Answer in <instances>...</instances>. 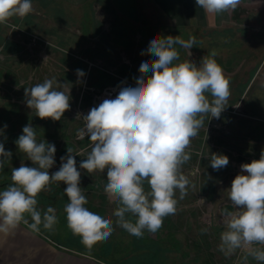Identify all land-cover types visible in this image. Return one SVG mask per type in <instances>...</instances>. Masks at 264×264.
Segmentation results:
<instances>
[{"label":"rangeland","instance_id":"1","mask_svg":"<svg viewBox=\"0 0 264 264\" xmlns=\"http://www.w3.org/2000/svg\"><path fill=\"white\" fill-rule=\"evenodd\" d=\"M32 5L33 11L27 16L9 19L18 29L9 23L0 24V142L6 151L12 152L11 159L0 170V191L12 183V168H19L22 163L34 166L15 143L23 134V127L31 124L38 142L55 144L56 162L49 173L59 169L60 158L67 155V148L78 153L75 159L81 172L80 187L88 200L85 206L113 220L114 231L106 241L91 247L79 244L81 238L67 227L66 185L53 183L50 190L38 195L37 207L42 213L49 206L56 210L54 228L46 230L42 225L40 228L55 238L59 236L61 243L87 248L114 264H243L247 249H238L227 258L218 250L220 234L225 230L221 207L230 204L227 189L241 173L240 166L259 160L264 152V11L257 12V23L237 25L236 30L180 28L164 19L149 0H141L139 19L129 21L128 25L120 20H103L110 23L107 33L112 34L110 38L105 35L96 38L78 31L82 22L74 7L56 0H39ZM113 25L116 29L111 30ZM28 33L39 34L51 45L45 46L43 41L30 43ZM167 36H180L185 41L195 37L196 43L190 50L179 45L176 48L180 61L189 59L197 66L215 50V59L230 82V97L220 117H206L204 127L191 141L188 149L191 158L182 168L190 184L184 199H179V191L176 193L179 201L176 214L166 217L156 233L145 231L142 237H136L115 225L112 212L116 204L104 192L106 170L102 174H89L79 168L80 162L87 158L91 142L89 138L76 139V132L84 123L77 114L86 115L99 105L88 86L100 88L116 82L117 77L109 71L135 81L140 76L141 63L155 59L141 53L146 52L152 39ZM108 40L115 43L106 47ZM98 43L100 48L96 46ZM89 61L96 65L90 66ZM77 69L85 75L78 77ZM52 78L68 83L70 89V109L60 121L41 119L26 104L25 88ZM210 153L226 155L229 164L219 171L213 170L208 159ZM205 228L208 231L202 233ZM248 264L258 262L249 256Z\"/></svg>","mask_w":264,"mask_h":264},{"label":"clouds","instance_id":"2","mask_svg":"<svg viewBox=\"0 0 264 264\" xmlns=\"http://www.w3.org/2000/svg\"><path fill=\"white\" fill-rule=\"evenodd\" d=\"M195 3L207 13L223 14L234 11L241 0ZM32 11L31 0H0V24ZM195 43V37L186 41L180 36L152 39L141 54L155 59L141 63L135 86L122 87L114 99H104L86 115L77 114L84 121L77 138L87 136L91 142L79 168L89 174L106 170L104 192L116 204L112 212L115 225L136 237L145 231L156 233L166 217L176 214V193L179 191V199H184L190 184L182 168L191 158V141L204 127L206 117H220L230 97V82L215 59V50L203 57L199 66L189 59L180 61L176 45L190 50ZM77 75L83 77L85 73L77 69ZM25 97L27 107L41 119L60 121L70 109L68 83L55 78L25 88ZM22 132L15 143L34 166L22 163L11 169L12 183L0 191V232L8 233L22 223L33 232H39L41 225L52 230L57 223L56 210L49 206L42 213L37 197L53 183L63 182L69 200L64 207L67 227L87 247L106 241L114 231L113 220L85 206L88 200L80 187L81 172L75 159L79 154L67 148L59 169L50 174L56 162L55 144L38 142L31 124ZM11 157L12 152L0 142V170ZM208 159L216 171L229 164L223 154L210 153ZM240 167L241 173L227 189L235 210L222 209L225 230L220 234L218 250L227 258L238 249H247L243 264H248L249 256L264 264V247H252L264 246V152L259 160Z\"/></svg>","mask_w":264,"mask_h":264},{"label":"crops","instance_id":"3","mask_svg":"<svg viewBox=\"0 0 264 264\" xmlns=\"http://www.w3.org/2000/svg\"><path fill=\"white\" fill-rule=\"evenodd\" d=\"M56 1L58 3L68 4L80 12L77 18L82 23L78 31L83 36L91 33L94 37L101 38L104 35L109 37L112 34V32L110 34L107 33L110 30L108 28L110 23H103V20H120L122 24L128 25L129 21L139 19V3L141 0ZM149 1L157 8L164 19L171 25L180 28L194 26L213 30H236L237 25L245 24L249 26V23H257V19L255 18L257 12L260 9L264 11V0H241V3L234 11L229 10L223 14L207 13L204 9L196 5L195 0ZM31 2L35 3L39 2V0H31ZM247 22L249 23L246 24ZM113 29H116L114 25L111 27V30ZM113 41L108 40L106 47H110ZM96 46L100 48L99 43ZM29 222L31 221L29 220ZM109 254L107 253V256ZM0 264L114 263L109 261V259L104 260L100 255L89 251L87 248L61 243L59 236L55 238L43 230V228H40L39 232H33L27 225L22 223L15 230L8 233L0 232Z\"/></svg>","mask_w":264,"mask_h":264},{"label":"built area","instance_id":"4","mask_svg":"<svg viewBox=\"0 0 264 264\" xmlns=\"http://www.w3.org/2000/svg\"><path fill=\"white\" fill-rule=\"evenodd\" d=\"M7 23H9L12 26V28H17V29L19 28L15 24H12L10 22H7ZM28 35H29V38H30V43L37 42V41H43L45 43V46H47L48 44L51 43L50 41H48V40L44 39L43 37H41L39 34L28 33ZM89 63H90V66L93 65V64L96 65L92 61H89ZM109 72H111L113 75H115L117 77L116 82H114L112 84H109V85H105V86L100 87V88H96V87H93V86H88V90L91 93L92 97L94 98V101L99 103V104L104 99H114L116 97V95H118V93H119V91H120V89L122 87L135 86V81L133 79H131L130 77H128L127 75H119L115 71H109ZM82 127H84V123H83ZM87 138L88 137L85 136V138H83V139H78L77 135H76V139L77 140H84V139H87Z\"/></svg>","mask_w":264,"mask_h":264},{"label":"water","instance_id":"5","mask_svg":"<svg viewBox=\"0 0 264 264\" xmlns=\"http://www.w3.org/2000/svg\"><path fill=\"white\" fill-rule=\"evenodd\" d=\"M225 207H227L229 211H234V209L232 208L231 204H228V203L224 204V205L221 207V211H222V209H224Z\"/></svg>","mask_w":264,"mask_h":264},{"label":"trees","instance_id":"6","mask_svg":"<svg viewBox=\"0 0 264 264\" xmlns=\"http://www.w3.org/2000/svg\"><path fill=\"white\" fill-rule=\"evenodd\" d=\"M103 87V86H102ZM88 139V138H87ZM84 140H86V139H84ZM79 141H83V140H79Z\"/></svg>","mask_w":264,"mask_h":264}]
</instances>
